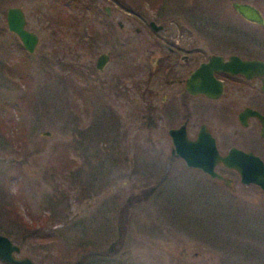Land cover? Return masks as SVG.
I'll return each mask as SVG.
<instances>
[{"label": "rangeland", "instance_id": "rangeland-1", "mask_svg": "<svg viewBox=\"0 0 264 264\" xmlns=\"http://www.w3.org/2000/svg\"><path fill=\"white\" fill-rule=\"evenodd\" d=\"M5 1L0 43H19L5 24L12 6L38 38L20 56L25 76L0 74V188L18 216L0 209V231L21 242L19 254L45 264H264V194L232 171L217 169L231 190L169 158L166 118L140 117L149 100L163 110L162 73H148L165 45L208 55L229 23L262 39L264 26L241 25L230 3L255 5L264 19V0ZM56 15L67 18L59 29ZM102 52L109 60L97 71Z\"/></svg>", "mask_w": 264, "mask_h": 264}, {"label": "flooded vegetation", "instance_id": "flooded-vegetation-1", "mask_svg": "<svg viewBox=\"0 0 264 264\" xmlns=\"http://www.w3.org/2000/svg\"><path fill=\"white\" fill-rule=\"evenodd\" d=\"M252 6L261 15L258 7L255 5ZM234 13L236 12L234 11ZM106 15H110V10L109 14ZM239 18L243 21L241 25L244 26L245 24H252L259 27L264 26L262 15V24L246 21L240 16ZM149 22L147 26L151 31L158 32L162 29V26L159 25L161 28L154 31L150 27ZM109 26L111 32V25L109 24ZM116 26L119 29L122 28L120 21L116 22ZM217 26L218 24L215 27ZM219 26L222 27V30L218 31L216 29V31L223 33L218 34L219 39L214 36L217 50L208 55L194 54V52H199L197 49L181 50L179 46L172 47L165 45L167 53L156 59V64L152 69H149L148 73V76L162 73L159 85L165 90L160 98V104L163 106V110L161 113L156 114L160 110L153 104V101L149 100L146 103L144 102L145 106L142 108L143 110L140 114L141 124L146 123L155 126L157 120L166 118L168 125L166 137L170 146L169 158L174 157L170 156L172 144L168 136V130L174 128L180 130L184 128L188 139H195L199 130L204 129L213 138L215 147L220 155H224L229 148L235 147L245 152H251L264 162V124L259 119V116L264 117V66L247 67L243 69V73L212 70L211 75L208 77L209 84L202 83L201 78H197L190 86L187 87L186 85V80L190 74L201 63H205L211 55L219 56L223 62H226L230 56H236L241 60L264 62V37L262 39L251 37L244 30L238 31V28H234L231 23L229 25L224 24ZM168 42L169 40H167ZM163 58L164 60H162ZM150 83L151 85L155 84V82H148V84ZM202 84L204 86L200 88ZM197 89H200V91H197ZM146 94L148 99L151 96H155V93L151 92ZM221 123L224 124V128ZM216 128L221 131V136L217 135ZM219 146L225 148V150L221 151ZM174 159H178L183 163L180 158ZM217 169L228 170L221 164L216 166L215 170L217 171ZM214 181L222 185L220 182ZM260 192L264 194V192ZM21 229L25 230L26 227L22 226ZM0 234L7 237L12 244L19 247V252L13 253L14 257H28L36 264H45L40 259L20 255L19 253L22 249L21 242L17 244V241H14L4 231H0ZM0 264L8 263L0 261Z\"/></svg>", "mask_w": 264, "mask_h": 264}, {"label": "water", "instance_id": "water-1", "mask_svg": "<svg viewBox=\"0 0 264 264\" xmlns=\"http://www.w3.org/2000/svg\"><path fill=\"white\" fill-rule=\"evenodd\" d=\"M230 6L244 20L262 24L261 15L251 4L232 1ZM103 10L106 14H109L108 7H104ZM5 24L7 31L15 35L23 50L27 53L33 52L38 38L36 34L25 28L24 13L19 7H7L5 11ZM149 25L154 31L161 28V26L155 25L153 21H150ZM107 61V54L100 53L95 59V69L101 71ZM260 65L264 66V62L241 60L236 56H230L226 62H223L219 56L211 55L205 63H201L190 74L186 80V85L187 87L190 86L197 78H201L202 83L209 84L208 77L211 75L212 70L243 73V69L247 67H259ZM203 86L202 84L200 88ZM197 91H200V89H197ZM259 119L264 124V117L259 116ZM43 134L49 135L48 132H44ZM168 136L172 144L170 156L180 158L186 168L199 170L210 179L216 180L232 190L233 180L215 170L216 166L221 164L226 169L235 172L240 184H253L260 191L264 192V162L251 152L231 147L224 155H220L215 147L213 138L204 129L199 130L195 139H188L184 128L180 130L175 128L169 129ZM17 252H19V247L0 234L1 262L8 264H36L28 257H14L13 253Z\"/></svg>", "mask_w": 264, "mask_h": 264}, {"label": "trees", "instance_id": "trees-1", "mask_svg": "<svg viewBox=\"0 0 264 264\" xmlns=\"http://www.w3.org/2000/svg\"><path fill=\"white\" fill-rule=\"evenodd\" d=\"M117 2L120 3V1L116 0ZM0 4H5V0H0ZM74 4L78 5H82L87 6L84 3V0H78L75 1ZM85 4V5H84ZM127 8L128 11H131V8L129 6L125 7ZM3 9H0V39L3 37V35L6 33L4 27H3ZM67 19L66 17H63V15H56L53 18H50V24L51 26L54 25L56 28H58L61 24V22H64V20ZM59 29V28H58ZM15 40V39H14ZM15 46L12 47L11 44H2L0 43V74L5 75L8 79H10V77L13 79L16 76V78L18 77H22L25 76L27 73V68H26V64L23 61L24 55H26V52L23 50V48L21 47V45L15 41ZM16 53V57H14V54ZM20 56H22L23 58H20ZM79 98L81 99V101L83 102L84 110L86 111V109H88L89 105L87 103V97H86V93L84 91V89L80 88V89H75L74 90ZM0 126H2L0 124ZM10 180H12L10 178ZM150 190V189H149ZM3 196L5 197L4 191H2V189L0 188V209H2V214H7L10 210L11 212H13L12 214H7L9 216V218H13V221H15L14 219H17V214L15 213V210L13 207L6 205L7 201L3 199ZM147 193H144L142 195V197H146ZM134 200H139L140 197H133ZM2 205V206H1ZM123 213V208L120 209V215L121 216ZM18 220V219H17ZM21 222V221H20ZM25 224V223H24ZM26 227L30 228V226L25 225ZM124 233V227H123V223L121 221V219L119 218L118 221V237L116 239V241L114 242V246H112V248H114V250H116L120 243H121V239ZM81 262H83V259H81L78 264H80Z\"/></svg>", "mask_w": 264, "mask_h": 264}]
</instances>
